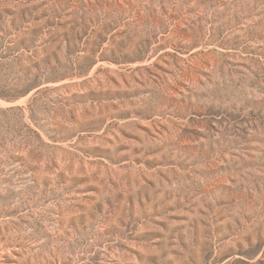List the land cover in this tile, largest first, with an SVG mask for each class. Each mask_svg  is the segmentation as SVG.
<instances>
[{
	"label": "rangeland",
	"instance_id": "rangeland-1",
	"mask_svg": "<svg viewBox=\"0 0 264 264\" xmlns=\"http://www.w3.org/2000/svg\"><path fill=\"white\" fill-rule=\"evenodd\" d=\"M0 264H264V0H0Z\"/></svg>",
	"mask_w": 264,
	"mask_h": 264
}]
</instances>
